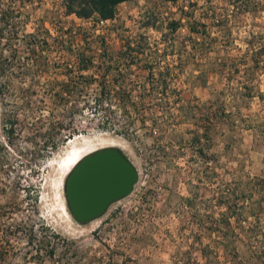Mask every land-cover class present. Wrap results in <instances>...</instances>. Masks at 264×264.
Returning <instances> with one entry per match:
<instances>
[{
    "label": "rangeland",
    "instance_id": "obj_1",
    "mask_svg": "<svg viewBox=\"0 0 264 264\" xmlns=\"http://www.w3.org/2000/svg\"><path fill=\"white\" fill-rule=\"evenodd\" d=\"M256 1V13H238L231 0H133L118 5L116 19L92 32L103 34L111 50L120 47L123 37L138 32L146 35L152 49H172H165L159 29L140 27L147 12L156 14L157 26L163 30L170 19L184 23L185 12H190L192 19L206 24L214 39H206L204 55H196L199 59L194 61L185 58L180 47L191 48L187 28L183 25L175 33V50L182 49V58L168 55L167 63L175 74L170 88L180 93V103L165 109L168 105L154 93L139 112L132 108L125 115L113 109L116 123L109 118L111 125L105 127L99 124L101 111L84 108L72 124L64 118L62 134L75 133L56 149L45 150L41 142L28 144L26 122L36 118L34 128L42 130L57 125L64 108H54L47 94L66 80V70L77 74L74 55L58 50L49 38L53 50L45 54L48 68L43 75L38 73L34 81L15 77L5 102L0 98V254L4 258L0 264H242L240 260L264 264V55L258 67L251 57L264 41V0ZM23 12L29 13L27 32L43 24L53 37L62 36L61 31L72 26L79 40L83 30L75 26L88 30L90 25L74 16L64 17L59 0H36ZM213 16L224 18L223 24L217 25ZM83 44L77 41L74 48ZM97 56L86 74L98 76ZM128 71V86L137 100L146 71L137 67ZM145 84L150 91L159 90L156 84ZM25 88L38 97L47 96L46 106L54 109L43 106L27 119L21 112V130L9 146L2 131L4 106L14 109ZM96 88V83L86 85L88 99L83 100L90 101ZM172 94L168 96L173 98ZM204 127L210 141L201 157L189 139L193 130L202 132ZM161 144L166 146L165 154L157 147ZM105 146L124 152L137 170V179L128 195L110 204L100 217L81 224L65 202L66 167L80 154ZM41 222L68 243L55 241L53 257L39 255L38 260L32 254L44 236ZM30 223L32 245L27 243ZM47 238L53 245L55 239L48 234Z\"/></svg>",
    "mask_w": 264,
    "mask_h": 264
},
{
    "label": "trees",
    "instance_id": "obj_2",
    "mask_svg": "<svg viewBox=\"0 0 264 264\" xmlns=\"http://www.w3.org/2000/svg\"><path fill=\"white\" fill-rule=\"evenodd\" d=\"M35 1L36 0H0V98L2 102H5V96L11 91V83L15 77L23 79L24 77H26V79L28 77L30 80L34 81L36 77H38L36 76L38 73L41 72L43 75L46 68H48L45 54L47 50H53V45L54 47L56 45L58 50L69 51L70 54L74 55L77 74H71V71L66 70L65 74H63L66 80H63L60 84H56L57 89L47 94L54 108H64L63 116L59 118L58 124L52 126V128H45L42 130L41 127L37 129L34 128V123L37 122L36 118L26 122L28 125V135L26 137L28 144L36 145L38 142H41L45 150H49V148L56 149L59 144L69 139L71 135L75 133V130H73L69 132V134H62L66 127L64 123L66 122L65 119H69V123H71V120L76 115H80L84 112V108L96 112L101 111L99 119L101 122H99V124L105 127L110 124V121H108L109 118L114 119L112 123H116V115H113V109H120L125 115L129 114L132 108L139 112L140 109L143 110L142 106L145 105V102H151L150 97H152L154 93L161 95L162 98H160V100L168 105L165 109H169L171 103H180L182 101L180 93L176 88H170L171 79L175 77V74L172 72L173 68L167 63V56L177 54L179 61H181V51L183 49V51H185L184 55H186L185 58L191 57L194 61H197L206 51V49H204L206 39H214L213 36L208 34L206 24L199 20L192 19V14L190 12H185L184 17L186 20L184 23L181 19L174 18L168 20L164 30L157 26L158 18L156 14L147 12L142 22L139 24L140 27L145 29H159L165 49L169 47L172 49L165 50L166 52H159L160 50L157 48L152 49L151 43L148 41L146 35L143 32H138L134 37H123L120 42V47L114 51L107 46L103 34L93 35L92 32L97 29L99 24L116 19L118 5L133 0H59L61 12L64 17L74 16L82 23L87 22L90 24L88 30L81 25L75 26L78 31L83 30L81 31L82 33L78 32L83 34V36L80 35L79 40L75 39L76 33L72 31V26L61 31L62 36L53 37L49 29L43 24L39 25L40 27H35L33 31L27 32L25 30V24L29 18V13L26 12L25 14L23 9L34 4ZM37 1L39 2V0ZM165 1L175 3L178 0ZM231 1L235 5L238 13H256L258 11L259 2L256 0ZM62 15L57 16L58 22L61 21L59 19ZM213 17L217 25L223 24L224 18ZM225 21H227L226 18ZM183 25L188 30V36L186 37L192 41L191 48L187 50V45L181 44L180 47L183 48L181 49L179 47L180 50H178L179 48L175 50L177 46L174 40L175 33ZM92 37L93 39H91ZM49 38H52L53 45ZM75 41L84 43L83 47L74 48ZM196 45L200 46V51H197ZM94 54H97L99 59V64L95 67L99 71L97 77L92 73L86 74L94 67ZM196 55L200 56L196 57ZM261 55H264V41L260 43L259 47L251 54L254 66L258 67ZM132 67H137L138 69L146 71L145 76L141 80L137 100L135 99L134 89L128 86L127 81V79H129L128 70ZM95 83L97 84V88L91 96L90 101L83 100L88 99L84 94L86 85L92 87ZM145 83L156 84L159 90L155 91L152 88L150 91L146 88ZM21 90L23 91V95L19 96L20 102H18V104H13L12 107H14V109L8 110L4 106L3 110L2 131L7 140L6 143H8L9 146L13 144L12 138L14 134L21 130V128H18L21 112H24L23 116L27 119L29 115L40 112L43 106L49 108L51 112H53L54 109L46 106L45 99L47 96L38 97L30 88ZM168 94H172L173 98H170ZM112 104H114V107ZM180 107L181 106H179V108ZM139 121L144 123L143 118ZM113 126L115 127V124H113ZM206 128L207 127H204L202 132H199V129L193 130L189 139L192 147H198V149L196 148V154L201 157L206 155L205 148L208 147L207 143L210 141L209 130ZM115 130L118 132L120 131L117 130V127ZM202 139H204L203 144ZM179 144L182 145V141H180ZM157 147L162 149L163 154L166 153V146L164 144ZM34 199H37V197L35 196ZM226 222L229 223L228 220H226ZM28 226L29 236L27 238V243L32 245L34 243L32 236L34 234V225L30 223ZM40 226V229L44 231V236L42 240H38L40 247L36 246L32 255H35L34 258L38 260L40 257L39 255H46L52 258L56 249L55 241L65 246L68 242H66L64 238H61L60 234L50 230L45 222H41ZM47 234L48 237L55 239L53 245L50 244L51 241L48 240ZM0 258L4 259L1 254ZM239 263L243 264L244 261L240 260Z\"/></svg>",
    "mask_w": 264,
    "mask_h": 264
},
{
    "label": "water",
    "instance_id": "obj_3",
    "mask_svg": "<svg viewBox=\"0 0 264 264\" xmlns=\"http://www.w3.org/2000/svg\"><path fill=\"white\" fill-rule=\"evenodd\" d=\"M137 170L117 146H105L84 155L63 184L71 216L85 224L100 217L113 202L128 195Z\"/></svg>",
    "mask_w": 264,
    "mask_h": 264
},
{
    "label": "bare ground",
    "instance_id": "obj_4",
    "mask_svg": "<svg viewBox=\"0 0 264 264\" xmlns=\"http://www.w3.org/2000/svg\"><path fill=\"white\" fill-rule=\"evenodd\" d=\"M91 152V151H90ZM89 153V152H88ZM87 154V153H86ZM86 154H80L79 156H77L76 158H75V160H73L72 162H70L69 164H67L68 165V167H66L67 169H69L68 170V172L70 171V169H71V167L72 166H74L84 155H86ZM68 172H67V174H68Z\"/></svg>",
    "mask_w": 264,
    "mask_h": 264
}]
</instances>
